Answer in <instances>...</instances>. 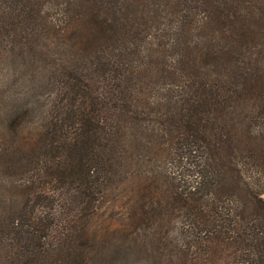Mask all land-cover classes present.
Listing matches in <instances>:
<instances>
[{
    "label": "trees",
    "instance_id": "1",
    "mask_svg": "<svg viewBox=\"0 0 264 264\" xmlns=\"http://www.w3.org/2000/svg\"><path fill=\"white\" fill-rule=\"evenodd\" d=\"M0 37L48 93L6 119L0 264H100L129 183L125 255L264 264V0H0Z\"/></svg>",
    "mask_w": 264,
    "mask_h": 264
},
{
    "label": "rangeland",
    "instance_id": "2",
    "mask_svg": "<svg viewBox=\"0 0 264 264\" xmlns=\"http://www.w3.org/2000/svg\"><path fill=\"white\" fill-rule=\"evenodd\" d=\"M7 55L6 39L0 37V148L5 146L3 140L9 139L6 132L8 115L22 109L31 110L37 118H40L39 103H43L48 94L41 86L43 83L42 71L32 70V68L26 67L21 60H13L11 56ZM31 124L26 126L25 130L23 129V137L30 135L32 129L37 127L36 123ZM30 137L32 136L27 138ZM154 165L156 170L162 174H167L168 170L180 171L183 167V163L182 165L177 163L170 165L165 157L158 159ZM2 185H0V204L3 202L4 205L6 200H3L2 197L6 196V192ZM133 188L132 183L124 185L121 188L122 193L125 194L124 197L119 199L112 194L105 203L100 205L89 221V232L96 239L92 254L99 257L100 264H124L126 260L130 264L149 262L144 258L133 257V250L129 252L130 256L125 255L122 250L126 244L122 238V217L120 214L124 212V207L132 204ZM114 194L119 195L120 191L118 190ZM126 197L129 199L125 200ZM124 258L126 259L122 260Z\"/></svg>",
    "mask_w": 264,
    "mask_h": 264
}]
</instances>
